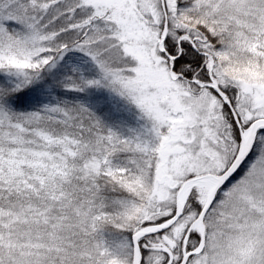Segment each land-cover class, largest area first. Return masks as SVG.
I'll return each mask as SVG.
<instances>
[{
  "label": "snow or ice",
  "instance_id": "1",
  "mask_svg": "<svg viewBox=\"0 0 264 264\" xmlns=\"http://www.w3.org/2000/svg\"><path fill=\"white\" fill-rule=\"evenodd\" d=\"M0 264H264V0H0Z\"/></svg>",
  "mask_w": 264,
  "mask_h": 264
}]
</instances>
